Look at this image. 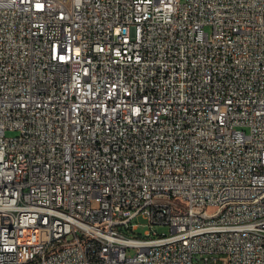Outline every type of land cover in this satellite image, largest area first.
<instances>
[{
	"label": "built area",
	"instance_id": "obj_1",
	"mask_svg": "<svg viewBox=\"0 0 264 264\" xmlns=\"http://www.w3.org/2000/svg\"><path fill=\"white\" fill-rule=\"evenodd\" d=\"M0 264H264V0H0Z\"/></svg>",
	"mask_w": 264,
	"mask_h": 264
},
{
	"label": "rangeland",
	"instance_id": "obj_2",
	"mask_svg": "<svg viewBox=\"0 0 264 264\" xmlns=\"http://www.w3.org/2000/svg\"><path fill=\"white\" fill-rule=\"evenodd\" d=\"M8 135H9V133H8ZM131 223L136 224V229L132 231L133 234L128 233L129 236L144 237V232L145 231H149L150 233L154 232L157 235H160V234L166 235V234H168V231H169L167 225H152V226H149L147 221L145 219H143L139 215L134 217L132 219Z\"/></svg>",
	"mask_w": 264,
	"mask_h": 264
}]
</instances>
